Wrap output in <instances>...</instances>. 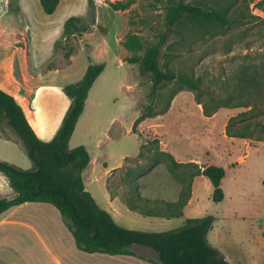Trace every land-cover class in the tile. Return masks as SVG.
I'll return each mask as SVG.
<instances>
[{"label": "rangeland", "instance_id": "1", "mask_svg": "<svg viewBox=\"0 0 264 264\" xmlns=\"http://www.w3.org/2000/svg\"><path fill=\"white\" fill-rule=\"evenodd\" d=\"M179 1L92 0L93 8L88 0H71L66 12L58 11L54 17H47L38 3L32 5L30 0H22L20 8L26 19L25 23L19 20L14 26V31L23 32L15 39V46L26 51L24 69L29 77L54 71L41 82L36 99L32 98L38 112L54 105L57 112L52 122L68 108L69 100L62 87L80 79L89 63H105L104 71L88 92L83 116L69 147L83 146L89 153L90 165L82 174L84 187L118 226L142 232H165L183 226L187 219L211 215L214 221L207 241L228 264H237L240 252L247 254L251 264H258L260 254L264 253V143L225 136L229 119L237 123L246 120L241 115L246 109L219 108L206 117L202 106L214 108L209 96L198 93L203 105L198 104L196 93L174 82L162 86L150 97L149 78L139 74L136 64L128 63L161 39L166 32L167 9ZM182 1L219 10L229 8L228 15L237 18L240 25L230 30H212L184 23L177 34H166L158 60L160 69L201 77V88L208 86L215 98L222 97V81L232 77L239 65L264 63V21H261L264 0ZM64 15H68L66 19H79L86 31L64 37ZM6 21L0 19V26H6ZM133 35L141 47L126 49L124 42ZM66 53H70L69 57ZM14 66L6 76L0 64V80L8 86L21 78V59ZM34 85L31 83L30 88ZM149 107L152 116L135 126L140 144H146L145 152L154 147L150 140L157 138L159 149L177 162H193L202 168L234 165L221 180V202H212L211 185L199 176L192 183L191 197L181 217L144 218L126 209L120 197L124 190L120 178L127 168L135 166L133 159L139 152V142L129 130ZM263 110L257 118L264 123ZM121 155L132 159L107 180L111 192L118 194L115 203L110 204L104 167H120L116 165ZM138 183L142 196L165 201L178 198L179 183L170 176L164 161L138 177ZM133 249L144 254L139 246H131L130 250ZM149 256L154 259V255Z\"/></svg>", "mask_w": 264, "mask_h": 264}, {"label": "trees", "instance_id": "2", "mask_svg": "<svg viewBox=\"0 0 264 264\" xmlns=\"http://www.w3.org/2000/svg\"><path fill=\"white\" fill-rule=\"evenodd\" d=\"M38 3L43 14L51 15L59 0H38ZM88 4L94 8L92 0H88ZM228 11L229 8L219 10L180 0L167 9L166 32L161 39L141 57H133L128 63L136 64L139 74L149 78L150 97H154L162 86L174 82L196 93L198 104L203 105L199 99L200 93L209 96L214 108L202 106L206 117L212 116L219 108L246 109L241 114L246 120L237 123L232 118L229 119L225 126V136L264 143V123L257 118L262 113L261 109H264V63L239 65L232 77L222 81L221 90L224 95L219 98L214 97L208 86L201 88V77L176 75L168 69L161 70L159 66L158 60L161 48L166 42V34H177L179 26L184 23L202 29H233L240 25V21L229 16ZM84 31L86 28L75 17H69L64 22V37ZM124 47L134 49L141 45L133 35L127 38ZM69 55L70 53H66V56ZM104 68L105 63H89L78 81L62 87L69 106L50 141H42L35 134L19 103L0 89V138L19 142L32 165L30 169H21L0 160V173L6 178L13 192L11 197L0 198V214L24 203L51 205L59 213L77 249L88 254L137 256L130 247L138 245L156 253L157 260L148 261L151 264H228L226 258L207 241V234L214 221L213 216L187 219L183 226L171 231L129 230L118 226L85 189L82 172L89 165L90 156L83 146L70 148L69 140L83 111L87 94ZM150 116L152 110L149 107L146 113L134 121L132 132L137 135L136 124ZM158 143L157 138L150 140L149 144L154 147H149L146 152V144L141 143L139 153L133 159L135 166L127 168L120 178V187H124V190L119 196L127 210L145 218L169 220L181 217L183 208L191 197L192 183L199 176L209 181L212 202L222 201L221 180L233 164L226 168L214 165L202 168L193 162L180 163L169 153L161 151ZM128 160L129 158H125V162ZM143 160L144 166L141 165ZM161 161L166 163L170 176L179 183L178 198L175 201L149 198L140 195L138 191V177ZM107 190L110 198L118 195L117 192H111L108 186Z\"/></svg>", "mask_w": 264, "mask_h": 264}, {"label": "crops", "instance_id": "3", "mask_svg": "<svg viewBox=\"0 0 264 264\" xmlns=\"http://www.w3.org/2000/svg\"><path fill=\"white\" fill-rule=\"evenodd\" d=\"M21 1L0 0V19L7 20L6 26H0V64L5 68L6 76L10 71L9 68L12 70L18 59H21L20 67H22V71L18 67L22 74H20L21 78H16L15 81L17 83L13 80L12 83L9 82L8 86V83L6 84L3 80H0V89L13 96L19 103L35 134L42 141H50L57 132L65 112L59 113L57 120L52 122V117L57 112L54 105L42 112H38L37 104L33 100L34 98L36 99L35 94L41 88V82H45L47 78H50L49 75H53L54 71H49L47 74H43V76L42 74H37L36 76H32V78L28 74L26 75L24 69L26 66V56L24 53L26 51L21 46H15L14 42L23 33L14 31L15 24L19 20L25 23L26 19V15H23V11L20 8ZM30 2L32 5H37L38 0L37 2L36 0H30ZM70 2L71 0H59L54 13L46 16L54 17L58 11L66 12L69 9ZM67 17L68 15L63 19L65 20ZM35 70L37 71V68L33 71L35 72ZM31 83L36 84L32 89L30 88ZM87 99L88 94L83 111L77 120L70 139L74 135L78 122L83 116ZM132 126L129 131L139 142L138 136L132 132ZM125 158L127 157H124V155L119 157L116 165V167L120 166L118 168L105 165L106 187L107 180L111 174L121 169L125 164ZM0 160L11 163L21 169H29L31 167V162L23 153L19 142L15 140L0 138ZM122 161L124 163L121 165ZM11 196H13V192L6 178L0 173V198ZM115 201L116 198H110L109 195V203L113 204ZM136 249L138 250V248ZM136 249L131 251L137 256H110L98 253L88 254L79 251L68 229L62 222L59 213L48 204L24 203L0 214V264H151L148 261L157 260V255L152 250L141 247L140 251H143V254L137 252ZM150 254L154 255V259L149 256ZM260 257L261 262L258 264H264V253H261ZM229 258L228 256L227 259ZM237 259V264H251L247 254L244 252H240Z\"/></svg>", "mask_w": 264, "mask_h": 264}]
</instances>
